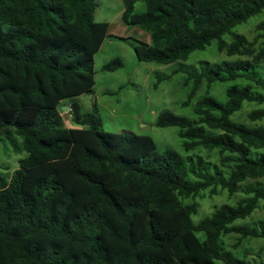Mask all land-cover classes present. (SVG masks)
Instances as JSON below:
<instances>
[{"label":"trees","instance_id":"trees-1","mask_svg":"<svg viewBox=\"0 0 264 264\" xmlns=\"http://www.w3.org/2000/svg\"><path fill=\"white\" fill-rule=\"evenodd\" d=\"M122 1L121 20L149 33L135 46L139 61L186 60L212 40L235 58L185 71L182 104L203 82L205 94L193 116L157 114L156 126L179 127L183 153L159 150L150 135L105 131L99 113L76 100L94 85L93 53L109 26L94 20L95 0H0V134L13 126L15 148L26 151L8 176L0 171V264H251L221 239L235 235L234 247L264 239V219L245 221L264 205V125L233 117L245 101L264 103V93L232 83L219 100L209 90L238 77L264 89V77L251 72L264 65V20L252 39L232 31L264 0H143L141 12L139 0ZM121 66L115 57L102 69ZM63 100L83 127L64 125ZM247 118L262 120L264 107ZM198 149L216 150L219 165ZM217 186L241 196L195 222L194 198Z\"/></svg>","mask_w":264,"mask_h":264},{"label":"rangeland","instance_id":"rangeland-1","mask_svg":"<svg viewBox=\"0 0 264 264\" xmlns=\"http://www.w3.org/2000/svg\"><path fill=\"white\" fill-rule=\"evenodd\" d=\"M97 3L94 20L108 22L107 36L101 43L98 51L93 53L94 85L91 91L84 92L76 97L82 111H97L101 117L102 128L109 132H132L136 134L150 135L159 150L173 148L183 153L182 139L178 135V126H156L154 124L157 114L165 108L175 113L193 116L192 108L195 101L205 94L204 82L200 85L188 105L182 104L189 91L190 81L185 83L187 74L185 71L199 69L202 62H219L228 56L224 51L217 50V41L212 40L204 49L194 50L186 60H177L169 64H157L151 61H139L136 58L135 46L139 41H148L149 33L138 25H128L121 20L123 10L122 0H95ZM134 9L141 12L145 9L143 0L135 3ZM264 20V8L247 21L237 24L232 31L245 34L252 39L256 34L255 26ZM224 38L232 39L230 33ZM120 57L122 66L115 70H103L102 65L107 61ZM176 70V72H174ZM251 72L264 77V65L253 66ZM170 76L162 80L157 87L153 84L156 77ZM232 83L238 85H252L253 91L263 92L262 86H257L246 77H238L231 82H215L210 87V93L219 100H225V89ZM256 107H264V103L258 105L253 101H245L240 111L233 117L238 121L254 125H264V118L257 122H251L247 118L248 112ZM63 111V106L59 105ZM63 121L66 127L74 125L69 115L63 113ZM71 122V123H70ZM13 126L5 127L0 134V171L8 176L11 171L18 167V160L26 156V151L20 145L21 138L14 134ZM9 130L10 132H6ZM210 164L219 165L220 155L216 150L208 151L198 149L195 151ZM264 182V178H263ZM241 193L229 195L225 189L217 186L216 191L211 193L209 189L201 191L195 198L198 202V211L193 216L196 222L203 216L211 213L213 209L225 202L234 203ZM192 199L186 200V202ZM264 219V205L260 202L259 207L245 221L256 223ZM204 236V235H203ZM224 248L232 250L239 257H246L251 264L264 262V239L245 238L234 247L237 237L228 234L222 237Z\"/></svg>","mask_w":264,"mask_h":264},{"label":"clouds","instance_id":"clouds-1","mask_svg":"<svg viewBox=\"0 0 264 264\" xmlns=\"http://www.w3.org/2000/svg\"><path fill=\"white\" fill-rule=\"evenodd\" d=\"M141 41V40H140ZM146 42H148V41H146ZM69 100H67V101H64V103L62 104V106H63V111H61L60 112V114L62 115V118H63V113H66L67 115H69L70 116V118H71V114H70V108H69ZM71 120H72V118H71ZM73 121V120H72ZM64 122V121H63ZM74 122V121H73ZM69 127H73V128H81V127H83L82 125H79V124H77L76 122H74V125H72V126H69Z\"/></svg>","mask_w":264,"mask_h":264},{"label":"crops","instance_id":"crops-1","mask_svg":"<svg viewBox=\"0 0 264 264\" xmlns=\"http://www.w3.org/2000/svg\"><path fill=\"white\" fill-rule=\"evenodd\" d=\"M64 101H67V100H63V103H64ZM69 102H70V101H69ZM69 102H68V103H69ZM69 117H70V116H69ZM70 123H71V122H70ZM71 126H72V125H71Z\"/></svg>","mask_w":264,"mask_h":264}]
</instances>
